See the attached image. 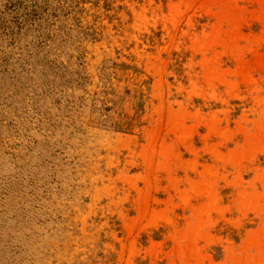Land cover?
<instances>
[{"label": "rangeland", "instance_id": "1", "mask_svg": "<svg viewBox=\"0 0 264 264\" xmlns=\"http://www.w3.org/2000/svg\"><path fill=\"white\" fill-rule=\"evenodd\" d=\"M0 264H264V0H0Z\"/></svg>", "mask_w": 264, "mask_h": 264}]
</instances>
